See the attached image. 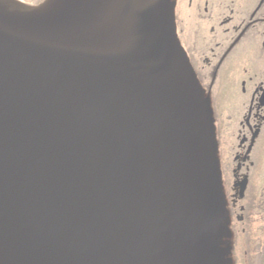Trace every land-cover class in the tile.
Listing matches in <instances>:
<instances>
[{"label":"water","instance_id":"95a60500","mask_svg":"<svg viewBox=\"0 0 264 264\" xmlns=\"http://www.w3.org/2000/svg\"><path fill=\"white\" fill-rule=\"evenodd\" d=\"M211 99L172 0H0V264H230Z\"/></svg>","mask_w":264,"mask_h":264},{"label":"flooded vegetation","instance_id":"af4514ba","mask_svg":"<svg viewBox=\"0 0 264 264\" xmlns=\"http://www.w3.org/2000/svg\"><path fill=\"white\" fill-rule=\"evenodd\" d=\"M172 1L178 37L214 111L228 211L225 262L264 264V0ZM225 75L228 107L217 111L212 90Z\"/></svg>","mask_w":264,"mask_h":264},{"label":"rangeland","instance_id":"374dc122","mask_svg":"<svg viewBox=\"0 0 264 264\" xmlns=\"http://www.w3.org/2000/svg\"><path fill=\"white\" fill-rule=\"evenodd\" d=\"M225 80L222 82V84L220 85V87H217V88H214L212 90V97H213V101H214V105L218 111V109L221 107V106H225L226 108L228 107V103H227V96H228V93H229V86H228V80H226L227 78V75L224 76ZM221 95L222 99L224 100V102L220 103L219 102V99H218V96ZM222 139L223 137L227 134V129L224 128V125L222 123ZM227 137V135H226ZM225 140V139H224ZM224 144V143H223ZM225 154L226 153H223V150H222V158L224 159L225 158ZM261 258L259 257V260ZM257 260V257L254 258V261Z\"/></svg>","mask_w":264,"mask_h":264}]
</instances>
